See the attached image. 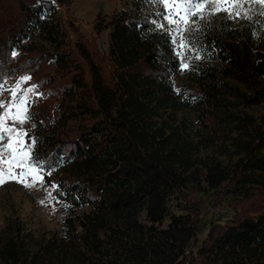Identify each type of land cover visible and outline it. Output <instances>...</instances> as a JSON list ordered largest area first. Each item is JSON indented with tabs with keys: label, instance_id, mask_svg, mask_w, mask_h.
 <instances>
[{
	"label": "trees",
	"instance_id": "1",
	"mask_svg": "<svg viewBox=\"0 0 264 264\" xmlns=\"http://www.w3.org/2000/svg\"><path fill=\"white\" fill-rule=\"evenodd\" d=\"M70 1L0 0V82L40 85L30 138L65 206L46 231L6 215L0 264H264L260 6L250 20L221 13L184 33L196 51L181 56L156 27L162 6L124 0L106 22L97 13L102 49L75 29L70 38L58 12ZM201 192L226 210L196 238L190 195Z\"/></svg>",
	"mask_w": 264,
	"mask_h": 264
},
{
	"label": "snow or ice",
	"instance_id": "2",
	"mask_svg": "<svg viewBox=\"0 0 264 264\" xmlns=\"http://www.w3.org/2000/svg\"><path fill=\"white\" fill-rule=\"evenodd\" d=\"M148 2L157 6L162 5L164 11L158 15L163 16L168 25L174 26L169 31L172 34L173 43L181 50L178 52L181 56L185 50L196 51L190 47L193 41L184 33L201 31V24H206L212 17L226 13L225 18L229 20H250L252 19L251 8L256 5H259L261 9L259 15L264 17V0H148ZM153 23L156 24L155 21ZM156 27L163 28L164 25L156 24ZM11 55L16 57L19 54L13 51ZM195 59H201L199 53ZM182 67L184 70H189L191 66L189 63H183ZM30 80L31 76H22L11 89H5L3 84H0V94L8 91L12 97V100L7 103L0 101V108L4 109L3 113H0V186L8 182H16L25 187H35L37 184H43L46 168L49 169L47 175H51V171H54L50 163L35 156L38 143L36 138H31V143H25L23 137L28 134L22 128H17V125L33 119L29 112L31 104L35 103L33 97L38 99L44 96V93L35 91L40 86L38 84L27 88L23 96H18L20 85ZM5 140L6 143H4ZM52 187L58 188L57 185Z\"/></svg>",
	"mask_w": 264,
	"mask_h": 264
},
{
	"label": "rangeland",
	"instance_id": "3",
	"mask_svg": "<svg viewBox=\"0 0 264 264\" xmlns=\"http://www.w3.org/2000/svg\"><path fill=\"white\" fill-rule=\"evenodd\" d=\"M124 5V0H71L67 8H58V12L61 14L65 26L69 29L71 39L73 38V29H75L82 37L94 39L98 47L105 49L106 30L95 33L92 27L96 14L100 13L103 21L106 22L115 10L120 9ZM161 23L164 25L163 28L168 31L174 27L173 25H168L163 16L161 17ZM32 41H36V38L33 37L26 40L23 42V45H27ZM22 76L25 75L4 80L0 84H3L5 89L14 88ZM31 86L32 83L30 81L22 83L18 96H23L24 91ZM10 100H12V97L8 91L0 94V101L7 103ZM3 111L4 109L0 108V113H3ZM13 111L15 110L13 109ZM9 123L11 124V121ZM17 128H22L28 134L23 137L25 143H31L29 121L22 125H17ZM6 142L5 140L4 143ZM49 193H51V196H49ZM190 196L200 201V211L198 214L199 231L195 234L197 238L205 229L206 222L209 219L216 218L218 213L226 210V207L224 202L221 205L212 206V195L209 192L192 193ZM64 207L54 197L50 186L45 182L31 188L16 182H8L0 186V226L6 215L15 214L23 220L26 226L32 229L45 231L57 229L60 223V214Z\"/></svg>",
	"mask_w": 264,
	"mask_h": 264
}]
</instances>
